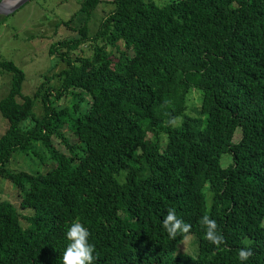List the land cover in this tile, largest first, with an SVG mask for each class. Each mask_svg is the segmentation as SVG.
I'll use <instances>...</instances> for the list:
<instances>
[{
	"label": "trees",
	"instance_id": "trees-1",
	"mask_svg": "<svg viewBox=\"0 0 264 264\" xmlns=\"http://www.w3.org/2000/svg\"><path fill=\"white\" fill-rule=\"evenodd\" d=\"M100 2H79L76 35L48 45L62 66L31 95L0 61V177L18 202L0 200V264H63L76 220L93 264H264V0H110L90 33ZM81 45L89 54L72 56ZM16 152L52 165L10 171ZM170 208L192 225L194 253L162 227ZM204 215L226 244L205 238Z\"/></svg>",
	"mask_w": 264,
	"mask_h": 264
},
{
	"label": "rangeland",
	"instance_id": "rangeland-1",
	"mask_svg": "<svg viewBox=\"0 0 264 264\" xmlns=\"http://www.w3.org/2000/svg\"><path fill=\"white\" fill-rule=\"evenodd\" d=\"M81 0H27L21 5L10 8L5 14H0V61H11L23 72L21 83V93L31 95L39 83L44 79L43 75H52L62 66L56 57L48 55L47 49L50 42L56 39H63L75 36L71 27L80 24L85 18V14L77 12ZM157 3H164L168 0H154ZM8 1L4 4L9 7ZM111 8L110 0H101L89 17L87 18V27L92 33L101 18V16ZM76 12V13H75ZM73 16V17H72ZM70 21L68 24L61 22ZM67 25V26H66ZM86 45L79 46L71 54L87 55L89 50ZM9 73L0 72V98H2L9 85ZM51 78L48 83L54 82ZM68 103V99L59 100L58 104ZM38 105V104H37ZM34 107V112L38 113L39 105ZM188 113L192 114L191 106H197L195 92H190L187 99ZM178 119H176V122ZM27 119L24 123H28ZM5 127V120L0 115V134ZM239 137L238 129L233 134V140ZM55 147L65 151L58 140H55ZM227 154H222L220 164H225ZM32 160V161H31ZM52 164L46 162L39 165L38 160L28 159L24 154L14 153L9 159L6 167L10 171H44ZM0 200L9 201L17 205V197L12 185L7 180L0 177ZM195 238L188 236L177 246L178 252H195Z\"/></svg>",
	"mask_w": 264,
	"mask_h": 264
},
{
	"label": "clouds",
	"instance_id": "clouds-1",
	"mask_svg": "<svg viewBox=\"0 0 264 264\" xmlns=\"http://www.w3.org/2000/svg\"><path fill=\"white\" fill-rule=\"evenodd\" d=\"M174 125L176 118L173 117L168 121ZM202 224L205 226V238L217 248L227 241L219 230L216 220L204 215L201 218ZM162 227L165 229L171 239H175L177 235H182L186 240L191 234L192 225L179 217L174 208L167 210V214L162 220ZM91 236L90 231L79 220L74 221L66 232V237L70 241L67 245L62 261L63 264H93L96 257L95 245L89 242ZM253 255L251 248L239 250L238 256L240 261H246Z\"/></svg>",
	"mask_w": 264,
	"mask_h": 264
},
{
	"label": "water",
	"instance_id": "water-1",
	"mask_svg": "<svg viewBox=\"0 0 264 264\" xmlns=\"http://www.w3.org/2000/svg\"><path fill=\"white\" fill-rule=\"evenodd\" d=\"M25 1L27 0H14L9 7H5L4 4L7 2V0H0V14H5L8 9L17 7Z\"/></svg>",
	"mask_w": 264,
	"mask_h": 264
},
{
	"label": "bare ground",
	"instance_id": "bare-ground-1",
	"mask_svg": "<svg viewBox=\"0 0 264 264\" xmlns=\"http://www.w3.org/2000/svg\"><path fill=\"white\" fill-rule=\"evenodd\" d=\"M9 3H12L14 0H7Z\"/></svg>",
	"mask_w": 264,
	"mask_h": 264
}]
</instances>
